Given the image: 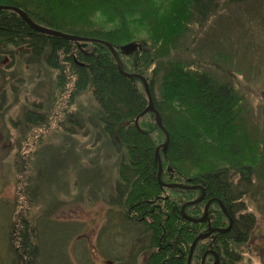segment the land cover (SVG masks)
I'll list each match as a JSON object with an SVG mask.
<instances>
[{
    "label": "trees",
    "instance_id": "trees-1",
    "mask_svg": "<svg viewBox=\"0 0 264 264\" xmlns=\"http://www.w3.org/2000/svg\"><path fill=\"white\" fill-rule=\"evenodd\" d=\"M252 5L264 7V0H0V6L21 9L37 25L111 44L125 73L146 78L169 133L168 148L160 152L161 181L184 189L159 183L156 151L166 142L165 133L155 114L146 112L149 99L143 82L123 75L107 46L37 32L13 10H0L1 52L11 48L8 53L13 55V49L25 48L22 57L28 54L27 59L37 63L34 67L47 65L55 72L47 98L25 106L22 115L12 120L19 131V149L36 129L52 126L56 109L60 129L76 135L83 128L82 134L88 135L87 119L72 106L89 90L99 105L98 118L89 121L101 122L99 140L106 139L119 157L118 180L107 200L108 216L97 244L104 263L138 264V256L149 252L146 264H188L193 242L207 229V223L188 218H203L209 202L212 228L219 232L220 227H228L229 218L233 221L230 231L219 233L213 244L220 264L241 261L235 247L249 242L257 224L244 199L260 203L264 213V135L251 122L250 107L245 108L233 82L242 70H255L256 79L264 74V57L257 67L256 51L248 44L254 31L246 26L250 19L264 24L263 8L247 20L239 15L240 7ZM227 10L228 43L221 41L214 55L224 65L218 66L220 77L212 73L216 63L208 60L214 51L205 46L213 42L188 43L187 38L191 29H207ZM233 27L236 41L230 42ZM131 43L137 49L124 53L122 48ZM196 43L204 44L196 49ZM37 163L34 168L40 169ZM25 164L23 168L29 170ZM87 175L92 181V173ZM36 177L34 187L27 179L18 198L0 200V264H73L62 251L55 263L44 262L41 240L46 228L42 218L32 217L41 194L39 172ZM203 190V201L188 205L199 200ZM43 222L60 232L48 225H55L53 220ZM205 240L198 242L190 264H200L208 249ZM111 248H117V256ZM209 261L212 264L214 258Z\"/></svg>",
    "mask_w": 264,
    "mask_h": 264
},
{
    "label": "rangeland",
    "instance_id": "rangeland-1",
    "mask_svg": "<svg viewBox=\"0 0 264 264\" xmlns=\"http://www.w3.org/2000/svg\"><path fill=\"white\" fill-rule=\"evenodd\" d=\"M259 6H239V15H244L246 20L254 14L257 16L261 8L264 11V7ZM229 16L230 10H227L211 20L207 29H191L187 38L188 43L193 39H198V42H213L205 46L208 45L214 51L208 60L216 63L212 66V73L218 76V66L224 65L215 60V48L221 41L228 39L225 26ZM246 26L254 31L248 35L252 40L248 44L256 51L254 64L259 67L257 62L264 57V24L250 19ZM230 35V42H235L234 27ZM201 44L196 43V49ZM236 45L237 43L233 48H237ZM194 49L195 47L192 48ZM10 50L11 48L4 52L0 50V200L18 198L19 191L24 190L28 183L27 179L30 180V186L34 187L36 174L39 172L41 194L35 199L32 217L42 218L41 223L46 228L41 240L44 262L55 263L54 258H58L59 251H62L73 264H106V259L97 250V244L108 216L107 200L113 195L118 180L119 157L106 139L99 140L102 136L100 126L103 128V125L99 126L101 122L89 121L91 117L98 118L96 109L99 105L89 90L78 97L72 106V110L80 111L87 119L85 123L88 135L82 134L83 128L77 129L81 132L76 135L60 129L57 120L59 109H56L52 126L36 129L30 134V141L23 143L19 149V131L13 128L12 120L22 115L25 106L47 98L55 72L47 65L34 67L37 63L27 59L28 54L23 56L24 59L22 52L25 48L13 49V55L8 53ZM242 53L239 52V55ZM227 70L229 76V69ZM254 72L255 70L250 73L242 70V74H235V71H231L235 74L233 82L243 97V105L245 108L250 107L251 122L257 123L264 135V74L261 75L262 78L256 79ZM97 124L99 128L96 127ZM37 160L36 165L40 164V169L39 166L34 168ZM160 160L163 169L162 159ZM25 163L34 172L24 169ZM90 172L92 181L87 175ZM244 200L248 206L247 212L255 215L257 224L249 242L235 247L241 257L238 264H264V213L259 208L260 203L255 204L248 198ZM44 219L53 220L56 224L48 225L59 228L60 232L46 227ZM1 233L0 226V239ZM110 253L117 256L119 251L111 248ZM143 253L137 258L138 264H146L149 252Z\"/></svg>",
    "mask_w": 264,
    "mask_h": 264
},
{
    "label": "water",
    "instance_id": "water-1",
    "mask_svg": "<svg viewBox=\"0 0 264 264\" xmlns=\"http://www.w3.org/2000/svg\"><path fill=\"white\" fill-rule=\"evenodd\" d=\"M13 10L14 12L18 13L23 19L24 21H26L30 27H32L35 31L37 32H40V33H44V34H47V35H50V36H54V37H58V38H63V39H66V40H70V41H73V42H93V43H100L102 45H105L107 46L111 53L113 54L116 62H117V65H118V69L119 71L125 75V76H128V77H136V78H139L143 84H144V87H145V90H146V93L148 95V99H149V106L148 108L146 109V112H152L155 114L156 116V122L158 124V126L160 127V129H162L165 133V136H166V142L164 144H162L160 147H158L157 151H156V159L158 160V162L160 163V169H159V175H158V181L159 183L163 186V187H166V188H180V189H184L185 187L180 185V184H163L162 181H161V176H162V168H161V160H160V150L163 149L164 152L167 150L168 148V145H169V142H170V136H169V133L166 131V129L164 128L163 124H162V120L158 114V112L156 111L155 109V106H154V103L152 101V97H151V94H150V88H149V83L147 82V80L141 76V75H138V74H128V73H125L122 69V62H121V59L119 57V54L118 52L114 49V47L109 44L108 42H105V41H101V40H92V39H86V38H81V37H78V36H73V35H67V34H64V33H61V32H58V31H54V30H51V29H48L46 27H43V26H40V25H37L36 23H34L29 17L28 15L22 11L21 9L19 8H16V7H6V6H0V10ZM137 49V44L135 43H131V44H128L126 46H124L122 48V51L126 54H129L131 52H134L135 50ZM204 190H203V195L202 197L195 201V202H192V203H189L188 205H191V204H197V203H200L203 198H204ZM186 207V206H185ZM185 207L183 208V215L185 216L184 214V209ZM221 207L223 209V211L226 212V209L224 208V206L221 204ZM207 211H208V205L206 206L205 208V212H204V217L199 219V220H194V219H189V221H192V222H195V223H202V222H205L207 220ZM186 218V216H185ZM231 224H232V220H231ZM229 229L227 230H221V232L225 233L227 232ZM213 233V230H210L208 233H203V234H200L196 239L195 241L193 242L192 246H191V251H190V254H189V259H188V264L191 263V260H192V256H193V252L197 246V243L200 241V240H203L205 238H207L208 236H210L211 234ZM217 257V256H216ZM219 263V258L217 257L216 258V262L214 264H218Z\"/></svg>",
    "mask_w": 264,
    "mask_h": 264
},
{
    "label": "flooded vegetation",
    "instance_id": "flooded-vegetation-1",
    "mask_svg": "<svg viewBox=\"0 0 264 264\" xmlns=\"http://www.w3.org/2000/svg\"><path fill=\"white\" fill-rule=\"evenodd\" d=\"M202 195H203V193H202ZM202 195H201V197H202ZM205 196V195H204ZM204 199V198H203ZM203 201V200H202ZM201 201V202H202ZM208 205V211H209V207H210V202L209 203H207L206 204V206ZM206 206H205V208H206ZM223 210V209H222ZM207 211V220L205 221V222H202V223H207V229H205L204 230V232L205 233H208L210 230H213V233L210 235V236H208L207 238H205L206 240V243H204V246H207L208 245V249L204 252V255H203V257H202V259H201V262H200V264H210L209 262V258H210V256H212L213 258H214V262L212 263V264H214L215 262H216V258L218 257L219 258V256L217 255V257H216V252L213 250V244L214 243H216L217 242V235L220 233L221 235L223 234V232H221V230H227V229H229L227 232H229L230 231V229H231V227H232V224H231V219L229 218V225H228V227H220V231L218 232L217 231V229L216 228H212V220L210 219V217H209V212ZM224 213H225V211H224ZM190 219H193V218H190ZM232 223H233V221H232ZM225 228V229H224ZM209 229V230H208ZM226 233V232H225ZM224 233V234H225ZM208 242H210V244H208ZM198 244V243H197ZM197 247V246H196ZM196 249V248H195ZM195 251V250H194ZM194 253V252H193ZM192 258H193V256H192ZM192 261V260H191ZM147 263V262H146ZM106 264H114V262H111V261H109V262H106ZM218 264H220V258H219V263Z\"/></svg>",
    "mask_w": 264,
    "mask_h": 264
}]
</instances>
